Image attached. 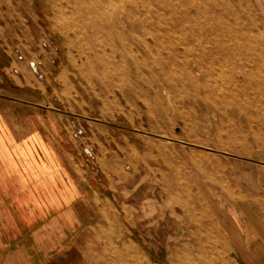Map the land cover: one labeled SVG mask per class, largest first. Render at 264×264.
<instances>
[{"label":"rangeland","instance_id":"1","mask_svg":"<svg viewBox=\"0 0 264 264\" xmlns=\"http://www.w3.org/2000/svg\"><path fill=\"white\" fill-rule=\"evenodd\" d=\"M44 117L78 192H4L0 264H264V0H0V125Z\"/></svg>","mask_w":264,"mask_h":264},{"label":"crops","instance_id":"2","mask_svg":"<svg viewBox=\"0 0 264 264\" xmlns=\"http://www.w3.org/2000/svg\"><path fill=\"white\" fill-rule=\"evenodd\" d=\"M43 120L24 136H10L0 125V204H8L4 192L12 193V204H67L78 192L75 148ZM250 248L239 251L242 258L254 257Z\"/></svg>","mask_w":264,"mask_h":264},{"label":"bare ground","instance_id":"3","mask_svg":"<svg viewBox=\"0 0 264 264\" xmlns=\"http://www.w3.org/2000/svg\"><path fill=\"white\" fill-rule=\"evenodd\" d=\"M155 40V39H154ZM146 46V45H145ZM183 232V231H182ZM177 235V234H176ZM169 240V239H168ZM181 252V251H180ZM184 256V255H183ZM196 256H197V254H196ZM197 257H199V256H197ZM201 258V257H200ZM222 258V257H221ZM197 259H199V258H197ZM218 259V258H217ZM220 260V259H219ZM222 260H223V258H222ZM215 261H216V259H215ZM226 262V261H225Z\"/></svg>","mask_w":264,"mask_h":264}]
</instances>
